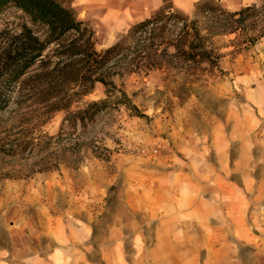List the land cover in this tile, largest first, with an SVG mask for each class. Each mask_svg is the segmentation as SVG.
<instances>
[{"label":"rangeland","instance_id":"rangeland-1","mask_svg":"<svg viewBox=\"0 0 264 264\" xmlns=\"http://www.w3.org/2000/svg\"><path fill=\"white\" fill-rule=\"evenodd\" d=\"M256 3L248 35L264 29ZM187 15L202 20L196 7ZM22 21L14 8L0 12V30ZM125 33L94 31V47ZM244 38L215 36L217 68L191 83L167 68L115 76L111 98L123 90L136 109L114 101L78 126L76 166L31 173L34 157L0 155V264H264V36ZM106 94L97 82L71 109ZM64 114L29 127L54 135ZM194 195L203 218L176 205Z\"/></svg>","mask_w":264,"mask_h":264},{"label":"trees","instance_id":"trees-1","mask_svg":"<svg viewBox=\"0 0 264 264\" xmlns=\"http://www.w3.org/2000/svg\"><path fill=\"white\" fill-rule=\"evenodd\" d=\"M7 8L20 11L23 21L17 29L0 30V118L6 114L5 124L10 122L9 131L0 132V155L34 157L27 168L31 173L76 166L80 142L75 130L94 124L114 101L136 109L123 90L111 98L115 76L167 68L191 83L217 68L215 36L240 32L249 43L264 36V29L248 35L250 18L260 10L256 2L230 11L203 1L196 6L202 20L164 6L102 50L94 47L88 22L60 0H0V12ZM97 82L106 88V97L72 110ZM59 110L65 114L56 134H36L29 127Z\"/></svg>","mask_w":264,"mask_h":264},{"label":"crops","instance_id":"crops-1","mask_svg":"<svg viewBox=\"0 0 264 264\" xmlns=\"http://www.w3.org/2000/svg\"><path fill=\"white\" fill-rule=\"evenodd\" d=\"M202 0H70V7L74 10L77 18L87 20L92 25L95 34H100L107 38L109 35H123L137 21L150 16L156 10L168 6L173 10L187 14L194 11L197 4ZM221 4L224 8L235 11L243 6L250 5L256 0H213ZM120 38V37H119ZM118 40V39H117ZM228 152H220V155ZM260 156V155H259ZM264 157V153L262 155ZM258 157V153L250 152V158ZM179 209L195 205L193 214L203 218L200 212L202 201L194 195L191 198L179 199L176 202ZM184 214H179V219ZM205 218H209L206 214ZM109 251L108 247L101 250V256L107 263ZM110 264H115L109 262Z\"/></svg>","mask_w":264,"mask_h":264}]
</instances>
